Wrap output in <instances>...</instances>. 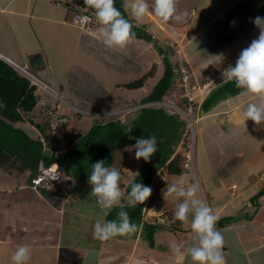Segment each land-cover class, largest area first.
<instances>
[{"label": "crops", "instance_id": "crops-1", "mask_svg": "<svg viewBox=\"0 0 264 264\" xmlns=\"http://www.w3.org/2000/svg\"><path fill=\"white\" fill-rule=\"evenodd\" d=\"M244 1L248 4L241 7ZM148 2L151 5L154 0ZM175 3V15L179 19L168 21L152 12L136 20L129 6L126 12L132 25L151 35L154 41L133 36L121 48L105 45L99 30L84 32L72 24L71 14L57 0H0V54L19 64L28 63L41 78L61 91L68 102L92 109H109L126 102H144L152 93L165 71L164 55L159 51L157 39L177 40L179 37L184 43L181 49L193 62L199 63L207 58L205 53L214 51V46L218 45L222 55L226 53L225 37L230 31L225 27L227 21L240 17L239 14L250 16L249 20L241 18L243 25L236 27V31L239 27L243 29L236 32L240 36L245 31L251 33L256 26L255 17L264 14V0H175ZM236 7L238 12H235ZM214 27L215 32H211ZM200 39L204 43L195 45ZM213 39L217 40L216 44ZM239 44V49L247 47L241 41ZM160 46L167 50L164 45ZM231 48L229 50L235 49ZM206 69L200 65L194 73L198 75ZM151 70L153 74L148 75L142 87L129 89L124 86ZM215 79L218 76L207 83L197 80L199 85L206 84L200 102L213 88L224 83L220 78L221 82L214 84ZM250 103L264 106V93L256 95L244 90L230 95L211 109L201 110L198 120L200 123L220 115L228 125L239 124L252 134L247 137L244 134V139L252 136L253 144L234 150L223 149L222 156L214 155L216 162L210 163L208 177L200 181L199 173L197 175V191L200 193L203 184V191L213 195L210 207L220 198L212 210L221 219L235 221L215 227L224 237L225 264H264V121L256 124L246 118L245 111ZM79 119L77 127L90 126L88 119ZM22 125L28 134L33 132L29 122ZM174 152L173 149L172 157ZM242 161L247 164L242 165ZM72 173L69 174L75 183L70 195L64 198L55 192L42 191V194L35 190L30 173L0 167V264H14L12 256L20 245L30 248L27 264H194L187 244H181L180 253L171 248L174 242L169 234L173 230L155 232L154 245L149 244L141 225L133 233L108 240L94 237V225L101 216L97 198L90 183L79 180ZM184 178L186 180V176ZM214 181L218 182L217 186H213ZM79 183L81 188H78ZM121 189L128 192L125 185ZM197 198H200L198 194ZM122 206L129 205L122 201ZM155 210L150 209L144 219L153 223ZM119 211L120 206L114 207L106 219H116ZM169 213L162 215L170 223L166 227L176 220L174 216L171 219ZM187 222L180 227L185 238L190 233Z\"/></svg>", "mask_w": 264, "mask_h": 264}, {"label": "trees", "instance_id": "trees-1", "mask_svg": "<svg viewBox=\"0 0 264 264\" xmlns=\"http://www.w3.org/2000/svg\"><path fill=\"white\" fill-rule=\"evenodd\" d=\"M123 3L124 0H116V7L128 19ZM132 30L134 36L150 42L154 41L153 37L143 32L141 28L133 26ZM154 43L158 44L157 42ZM158 48L161 54L164 55L165 71L154 86L152 93L144 102L161 100L167 94H171L172 90H177V87H174L175 78L177 77L174 71L176 64L171 61L169 54L162 46L159 45ZM187 66L193 72L191 67ZM150 74H153V70L147 75L126 83L124 86L129 89L140 88L145 84ZM242 91L244 90L235 86L234 81L224 82L211 90L202 102L201 108L203 111H207L230 95ZM36 97L35 88L30 86L29 81L21 77L16 70L0 59V167L17 169L24 174L30 173V180L37 174L39 162L44 161L46 166L59 163L63 168L65 165L73 166L79 163L81 165L80 172L75 171L72 174L78 177L79 180L88 182L93 162L104 160L105 164L110 167L113 162L117 161L115 158L117 156L116 151L122 141L126 140L135 144L136 138L148 137L150 134H154L151 131L153 123L161 121V119L176 120L180 116L167 111L165 108H144L139 117L129 127L124 126L119 121L112 120L105 123L93 122L86 129L77 127V118L70 121V126L75 131L77 140L74 141L72 137H69L64 144L65 146H71V149L61 153L60 151L55 152V150L61 148L60 142L46 133V125L34 123L25 114L34 107ZM66 110L63 109L64 112ZM146 118L147 120H144ZM182 119L181 125L172 124L178 127L177 131H174V141L169 143L168 141H164V139H158L157 152L150 161L143 159L139 164L137 174L127 185V191H130L131 183L139 181L152 188V195L142 204L124 206L129 212L132 222L137 226L141 225V228L147 234L150 245H154V234L158 230L168 229L175 231L176 229H180L178 220L172 223V227H166L163 223L158 222L159 218L156 217L155 221L150 223L144 219V216L145 211L154 208L151 205L161 194V190L159 191L158 189L159 186L154 182L157 172L167 169L168 173L174 176H179L186 172L182 164V155L178 154L172 157L175 143H180L184 137L186 121L184 118ZM24 122L33 124L32 130L34 133H27V129L22 125ZM146 122H149L151 125L149 129H144ZM41 136L44 137L46 144L40 139ZM170 210L172 211L169 213L170 217L174 219L173 216L176 209L172 207ZM116 212L114 211L113 213L116 214ZM189 217L190 220L191 215ZM247 217L250 218L251 216L247 215ZM227 222L230 221L219 218L215 227H223Z\"/></svg>", "mask_w": 264, "mask_h": 264}, {"label": "clouds", "instance_id": "clouds-1", "mask_svg": "<svg viewBox=\"0 0 264 264\" xmlns=\"http://www.w3.org/2000/svg\"><path fill=\"white\" fill-rule=\"evenodd\" d=\"M57 1L61 3L60 0ZM85 4L95 11V17L100 25L99 36L105 45L123 48L133 38V25L129 19L122 15L120 9L116 7V0H85ZM129 6L136 20H142L149 12L154 13L163 21L179 19L175 15V0H154V3L151 5L148 0H130V3L129 0H124L123 7L127 10ZM253 22L256 26L251 33L256 32L257 34L259 32L258 37L240 52L235 65H229L223 70L222 81H234L237 88L258 95L264 93V17L257 16ZM0 59L15 70L9 61L2 57ZM29 69L38 75L30 66ZM17 73L19 74L18 71ZM19 75L27 79L21 74ZM51 87L54 88L53 86ZM57 91L68 100L61 91ZM81 107L89 108L86 106ZM245 116L247 119H251L256 124H259L261 121H264V106H257L254 103H250L245 111ZM83 119L89 120L88 117ZM134 122L135 119L131 124ZM132 147L135 148L133 153L135 152V158L139 163L143 159L150 161L157 152V137L154 134H150L148 137H138ZM127 150L131 151V148ZM136 169L138 172L139 166L136 165ZM162 174L158 171L154 180L156 177L162 176ZM120 179L121 173L115 167L107 166L104 160L93 162L88 182L92 186L91 191L96 196V203L101 210V216L96 220L94 225L93 235L102 241L117 235L130 234L137 230L138 226L132 222L129 212L122 206V201H126L129 206H135L136 204H142L152 195V188L140 181L131 183L130 191L124 192L120 186ZM172 194H175L178 198H183L176 204L175 219L181 222H187L191 215V229L196 234L198 243H194L188 247L187 252L194 264H225V258L222 254L224 237L215 228L220 218L218 214L204 201L205 199L197 198L196 186L185 187L183 181L173 183L165 195ZM117 206H120L117 218L107 220L106 217ZM148 211H145V214ZM152 217L156 219L158 216L153 214ZM162 217L159 218L158 222L163 223ZM163 224L169 225L166 223ZM182 247L183 245L177 243L171 245V248L176 253H180ZM29 259L30 248L27 245L18 246L12 256L14 264H27Z\"/></svg>", "mask_w": 264, "mask_h": 264}, {"label": "rangeland", "instance_id": "rangeland-1", "mask_svg": "<svg viewBox=\"0 0 264 264\" xmlns=\"http://www.w3.org/2000/svg\"><path fill=\"white\" fill-rule=\"evenodd\" d=\"M246 4H248L247 1L242 2L241 7H245ZM235 9H236L235 12L239 11V8L236 7ZM239 16L240 17L237 16L236 18H234L233 21H227V23H226L225 27L230 29V31L228 32V34L225 37V39H226L225 42H227L226 48H225L226 53H224L222 55L221 53L218 52V45L214 46V51L209 52L211 54L205 53V56L207 58L201 60L199 63L193 62L191 57L188 54H185V52L181 49L182 46L184 47V43L182 42L181 39H179V37L177 38V40H174V38H165V39L160 38V39H157V42L158 43L160 42L159 45H164L167 48L166 51L169 54V57L173 63H175V64H178V62L186 63L187 65H189L191 67L193 72L196 69V67H199L200 65H202L203 68H205V69L207 68L206 71L199 72L198 75L194 73L195 82L197 83V85H198L197 80L202 81L204 83H207V82H211V79L214 78L215 76H218V79H215V81H214V84H217V83L221 82L220 78L223 79V77H222L223 70L226 69L229 65H235V62H236L240 52L244 49L243 47H241L240 49L238 48L240 45L239 41L243 42V46L248 47L249 44L255 38H257L259 35V32L256 34V32L255 33L254 32L249 33L248 31H245L244 32L245 34L243 33L240 36H238V33H236V32H238L239 30L241 32L243 31V29H239L240 27L236 31V27L243 25L241 18L247 19V20H249V18H250V16H241L240 14H239ZM258 16L264 17V15H262V14L258 15ZM229 18L230 17H227V19H229ZM251 20H253V18ZM215 29H216V27L211 29V32H215ZM230 33H233V35H230ZM216 41H217L216 39H213V44H216ZM203 43H204V40L200 39L198 42L195 43V45H201ZM230 47H232V48L235 47V49L229 50ZM212 48L213 47L211 46L210 51H212ZM213 65H218V66L215 67ZM220 75H221V77H220ZM202 85H204V84H202ZM196 90L198 92V89H196ZM196 90H195V93H197ZM180 95H181V92H180ZM180 95H179V97L177 96V98L174 99L173 101L176 102L178 104V106L185 108L186 103L184 101V97L181 98ZM197 100H198V102H196L194 105V109H193L194 112H193L192 117L197 119V121H198L199 117L202 116V115H200L201 110H202V108L200 106V101L202 100V96H200V98ZM137 113H139V112H137ZM139 115L140 114L135 115L134 119L136 120L139 117ZM180 116H182V115H180ZM180 116H178L179 118H177L176 120H174V119H170V120L169 119H161V121H157L156 123L152 124L151 131L154 133V135H156L157 140L158 139H162V140L164 139V141H168L169 143L174 141L173 140L174 139V131L175 130L177 131L178 127H176L172 124L176 123V124L181 125L182 120H183L182 119L183 116L182 117H180ZM222 117L223 116L218 115V116L214 117L213 119L207 118L206 120H203L200 123L198 121V123L196 124V153H195L196 168H197L196 174L193 172V170H188L186 172V174L184 175V176H186V180H185L184 176L182 178H179L177 176H173L170 173H168L167 169H165V170L160 171L161 173H163L162 174L163 179L159 180L160 177L155 178L154 182L157 186L160 187V188L158 187L159 191L161 190V194L158 196V198H156L154 203H152V205H151L157 209L156 211L153 212V214L158 216L157 218L162 217V215L164 213H169V209H171L172 207H174L176 209V204L179 202V200L183 199V198L176 197L175 194L165 195L168 192V188L173 183H179L180 181H183L185 187H190V186L198 187L197 175L199 173L200 181L204 180L205 177L206 178L208 177L210 163L216 162L215 159L217 157L216 156L214 157V155L219 153L222 156L224 154L223 149L234 150L236 147H245V146H248L250 144H253L250 141V140H252V136H249L248 139H244V134H245V137H247L249 134L252 135L249 132L248 128H244V127L240 126L239 124H231V125L229 124L228 125L226 119L225 118L223 119ZM144 120H147V118ZM89 121L91 122L90 124H92L93 122L96 121V119L93 120V119L89 118ZM34 123H36V122H34ZM36 124H38V123H36ZM31 125L33 126L32 123H31ZM145 125L146 126L144 127V129L145 128L149 129L151 127L149 122H146ZM133 145L134 144H132L130 142L127 143L126 140L122 141V143L119 145V147L117 148V151H116L117 156L115 158L117 161L113 162V164L110 165V167H115L121 173V179H120V181H122L121 186L125 185V187H127V185L130 183V181H132V179L134 178L133 174L135 172H137V169H138V168L136 169V165L139 166V164H140L138 162V160L135 158V154H134L135 152L133 153V150H135V148L132 147ZM178 145L179 144L177 143V145L174 146V148H173L174 151L177 150ZM216 145H217V147H216ZM165 146H166V144H165ZM128 148H132L133 150L129 151V153H128V150H127ZM125 151H127V152H125ZM131 152L133 153L132 155H131ZM178 152H182V148H180L178 150ZM125 154H127L128 156L126 155V159L124 160ZM228 164H229V162H228ZM241 164L246 165L247 162L242 161ZM200 166L203 168V170L200 168ZM64 169L67 172V174L72 173L73 170L80 172L81 165L79 163H77L73 166L65 165ZM228 176L230 177L229 173H228ZM201 185H202L200 187L201 195H200L199 191H197V194L199 195V197L202 200L205 199L204 201L210 206V200H211L213 195L209 196L208 194H206L203 191L204 190L203 184H201ZM217 185H218V182L214 181L213 186H217ZM78 188H81V183H79ZM219 197H220V195H219ZM219 199L220 198H218V200ZM218 200L214 203L212 202V204H211L212 208H215V205H217ZM247 211L249 212L248 209H247ZM159 212H161V213L158 214ZM171 212L172 211H170V213ZM239 214H243V213H239ZM229 221H231V223L235 222L234 220H229ZM177 222H179L178 225L180 227L181 226L183 227L184 222H181L179 220ZM187 224H189L188 229L190 228V230H189L190 233L187 234V238H185L186 236L184 235L182 230L176 229L172 234H169V236H171L169 239H171L174 243H177V244H187L188 247H190L194 243H198V239L196 237V234L191 229V222L188 221ZM226 229H227V227L224 230L227 231ZM228 233H230V231H228ZM233 240H231V241H233Z\"/></svg>", "mask_w": 264, "mask_h": 264}, {"label": "built area", "instance_id": "built-area-1", "mask_svg": "<svg viewBox=\"0 0 264 264\" xmlns=\"http://www.w3.org/2000/svg\"><path fill=\"white\" fill-rule=\"evenodd\" d=\"M71 14L70 22L82 29L84 32H94L99 30V22L95 17V11L85 4V0H60ZM3 59L9 61L16 71L26 77L30 82V86L35 88L37 94L36 103L32 110L25 114L33 122L43 123L46 125V133L52 138L60 142L61 153L67 152L71 146H65L64 142L72 137L77 140L75 131L70 126V121L79 118H93L99 123L108 121H119L124 126H131L134 116L141 114L144 108H165L167 111L175 115H182L186 121V129L182 141L179 143L174 156L182 155V164L185 171L193 170L196 173V124L197 119L193 118L194 105L198 102L200 96L205 95L206 84L197 85L195 82L194 72L186 65V63L178 62L174 71L177 74L172 93L167 94L163 99L151 102H126L123 105L113 106L109 109H90L83 108L68 102L63 95L52 88L45 80L34 74L27 63L19 64L10 58L0 55ZM198 89V92L197 90ZM195 90L197 93H195ZM181 92V95H180ZM184 97L186 103L185 108L178 106L173 100L177 96ZM186 97V98H185ZM202 104V102H200ZM200 104V105H201ZM63 109H67L65 112ZM139 112V113H137ZM106 119V120H105ZM37 120V121H36ZM45 144L43 136L40 138ZM182 148V152L178 150ZM132 155V153H131ZM173 156V157H174ZM160 179L163 177L160 175ZM75 183V180L59 163H53L46 166L44 161L39 162L38 172L32 178V186L37 191H51L67 198ZM43 194V192H42ZM163 223L170 224L168 220L162 219Z\"/></svg>", "mask_w": 264, "mask_h": 264}]
</instances>
